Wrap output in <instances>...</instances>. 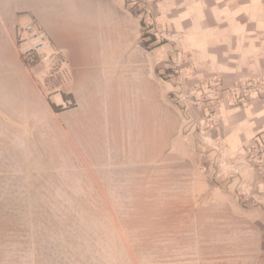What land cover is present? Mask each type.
Masks as SVG:
<instances>
[{"label": "crops", "instance_id": "0c3cea01", "mask_svg": "<svg viewBox=\"0 0 264 264\" xmlns=\"http://www.w3.org/2000/svg\"><path fill=\"white\" fill-rule=\"evenodd\" d=\"M28 14L66 57L62 92L20 57ZM144 34L172 45L166 67ZM192 119L198 145L184 132L179 150L204 157L183 197L203 223L188 229L214 241L204 264H264V0H0V150L16 177L158 169Z\"/></svg>", "mask_w": 264, "mask_h": 264}, {"label": "rangeland", "instance_id": "374dc122", "mask_svg": "<svg viewBox=\"0 0 264 264\" xmlns=\"http://www.w3.org/2000/svg\"><path fill=\"white\" fill-rule=\"evenodd\" d=\"M156 42L150 49L155 47L166 67L174 49L155 46ZM52 55L42 58L41 70L49 71L56 59ZM197 130L196 121L187 122L181 139L171 142V150L159 156L158 169L99 170L86 179H76L70 171H28L27 178H18L21 173L8 169L7 156L0 150V264L207 262L203 244L214 241L188 229V222L195 227L202 221L198 211L188 218L189 205L183 198L187 181L199 173L190 170L189 162L204 157L179 150L184 132L192 141L189 145L187 137L185 146L198 145ZM195 207L199 210L200 204L196 202ZM210 215L206 222L214 219Z\"/></svg>", "mask_w": 264, "mask_h": 264}, {"label": "built area", "instance_id": "2783aa9c", "mask_svg": "<svg viewBox=\"0 0 264 264\" xmlns=\"http://www.w3.org/2000/svg\"><path fill=\"white\" fill-rule=\"evenodd\" d=\"M26 23L16 36V44L23 63L28 68L38 66L47 54L49 37L32 15H26ZM55 62L50 67L43 88L47 93L62 92L71 82V75L64 66L66 57L62 52H55Z\"/></svg>", "mask_w": 264, "mask_h": 264}, {"label": "trees", "instance_id": "16d2710c", "mask_svg": "<svg viewBox=\"0 0 264 264\" xmlns=\"http://www.w3.org/2000/svg\"><path fill=\"white\" fill-rule=\"evenodd\" d=\"M144 40H143V44L144 46L147 48V49H150V45L154 42H156V39L154 36H151V35H148V34H144L143 36ZM67 96L64 95V99L66 98ZM54 109L58 110L57 107L53 106ZM71 107V106H70Z\"/></svg>", "mask_w": 264, "mask_h": 264}]
</instances>
